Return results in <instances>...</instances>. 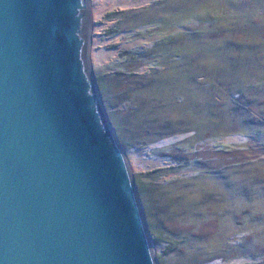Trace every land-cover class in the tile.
I'll use <instances>...</instances> for the list:
<instances>
[{"label":"rangeland","instance_id":"obj_1","mask_svg":"<svg viewBox=\"0 0 264 264\" xmlns=\"http://www.w3.org/2000/svg\"><path fill=\"white\" fill-rule=\"evenodd\" d=\"M90 11V64L159 264H264V0Z\"/></svg>","mask_w":264,"mask_h":264},{"label":"water","instance_id":"obj_2","mask_svg":"<svg viewBox=\"0 0 264 264\" xmlns=\"http://www.w3.org/2000/svg\"><path fill=\"white\" fill-rule=\"evenodd\" d=\"M91 30L90 0H0V264H159Z\"/></svg>","mask_w":264,"mask_h":264},{"label":"bare ground","instance_id":"obj_3","mask_svg":"<svg viewBox=\"0 0 264 264\" xmlns=\"http://www.w3.org/2000/svg\"><path fill=\"white\" fill-rule=\"evenodd\" d=\"M153 164V163H152Z\"/></svg>","mask_w":264,"mask_h":264}]
</instances>
